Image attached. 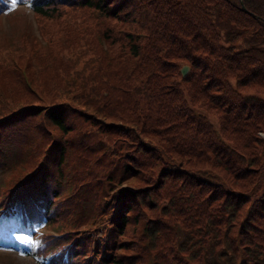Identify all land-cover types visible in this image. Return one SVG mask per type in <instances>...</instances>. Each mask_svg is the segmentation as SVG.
<instances>
[{
  "label": "trees",
  "instance_id": "1",
  "mask_svg": "<svg viewBox=\"0 0 264 264\" xmlns=\"http://www.w3.org/2000/svg\"><path fill=\"white\" fill-rule=\"evenodd\" d=\"M16 1L39 17L66 3L123 24L115 33L102 23L82 37L87 53L52 68L54 101L36 99L30 76L0 61L17 72L8 84L34 95L0 113V163L29 164L0 211L17 200L26 226L70 220L37 233L38 262L264 264V48L235 44L243 33L264 39V0ZM72 137L74 167L89 166L81 182L61 166Z\"/></svg>",
  "mask_w": 264,
  "mask_h": 264
},
{
  "label": "rangeland",
  "instance_id": "2",
  "mask_svg": "<svg viewBox=\"0 0 264 264\" xmlns=\"http://www.w3.org/2000/svg\"><path fill=\"white\" fill-rule=\"evenodd\" d=\"M7 2L10 5L5 11L0 13V61L11 58L13 60L12 63L16 65L14 69L20 72L23 78H29L30 76L31 82L29 86L35 88L32 91L35 98L43 102H46L47 99L54 101L56 97H60L56 89L51 87L49 79L52 80L54 75L61 76V71L53 70L52 68L60 66L64 61L62 58L65 56L73 57V54L78 51L83 52V54L89 51V45L81 41L84 35L89 34L94 39L98 35L97 32H100L102 23L105 22L110 24L115 33H117L120 27H123L120 21H115L109 16H102L99 12L88 7L62 3L59 5V11L55 16L45 18L35 15L29 7H26L22 3L15 2L13 6L11 0H7ZM225 27L227 25L224 22H220L217 27L221 30L222 38L224 37ZM235 41L238 47L258 46V48H264L262 46L264 45V39L255 35L253 37L249 33H243L242 37ZM100 42L102 43L101 46H104L102 40ZM260 43L261 45L259 46ZM119 44V42H114L110 46L115 50ZM33 48L37 49L34 53H32ZM56 52H58L57 55ZM36 56L40 58L42 63L39 68L34 64ZM46 61L47 64H45ZM182 64L187 65L186 63ZM5 72L11 79L17 73L11 69H5ZM6 73L0 70V97L3 99V103L0 102V113L4 111V107H11L6 103L7 100H12L14 105L22 102L23 97H26L31 102L34 100V95L29 94L27 91H22L19 94L18 90H16L18 85L8 84ZM50 95L51 97L49 98ZM208 116L210 119H213L212 115L209 114ZM213 121L215 122V120ZM42 123L41 127H50L53 130L46 120ZM63 136L59 137L62 141L64 139ZM52 137L51 132H46L45 141L41 144L40 148L46 145L47 140H52ZM68 141L71 145L65 147L66 150L61 166L63 169L68 170L74 168L73 171L79 174V182H81L84 174L87 175L86 168L89 166L88 164H80L77 168L76 166L74 167L72 158L78 148L77 139L72 137L68 138ZM40 153L37 156L38 158ZM82 153L85 154V152ZM91 155L93 158L94 154L91 153ZM28 167L29 164L25 162L24 164H16L11 160H5L2 164L0 163V195L6 189L9 190V187L24 174ZM70 186L65 185L61 189L62 192L60 194L65 195L70 190ZM68 212L73 213L75 216L74 221H80L81 225L87 218V216L82 215L79 218L78 208L74 205H71ZM20 222L21 218L18 217L17 211L11 214L0 212V264H37L33 260V255L30 251L36 242L33 229L37 231L40 229L46 230V233L54 232L57 234L59 232L58 228L63 230L70 228V220L61 217L48 225H41V228L39 225L34 224L33 229L31 227L26 228ZM74 225L75 227H79V222H76Z\"/></svg>",
  "mask_w": 264,
  "mask_h": 264
},
{
  "label": "water",
  "instance_id": "3",
  "mask_svg": "<svg viewBox=\"0 0 264 264\" xmlns=\"http://www.w3.org/2000/svg\"><path fill=\"white\" fill-rule=\"evenodd\" d=\"M186 69H187V65L181 64V66H180V72H181V74H184V72L186 71Z\"/></svg>",
  "mask_w": 264,
  "mask_h": 264
},
{
  "label": "snow or ice",
  "instance_id": "4",
  "mask_svg": "<svg viewBox=\"0 0 264 264\" xmlns=\"http://www.w3.org/2000/svg\"><path fill=\"white\" fill-rule=\"evenodd\" d=\"M13 6L15 5L16 0H11Z\"/></svg>",
  "mask_w": 264,
  "mask_h": 264
}]
</instances>
